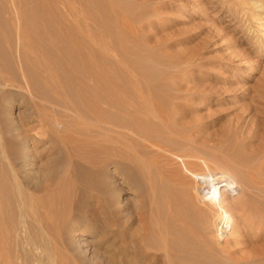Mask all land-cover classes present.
I'll return each mask as SVG.
<instances>
[{"label": "rangeland", "instance_id": "374dc122", "mask_svg": "<svg viewBox=\"0 0 264 264\" xmlns=\"http://www.w3.org/2000/svg\"><path fill=\"white\" fill-rule=\"evenodd\" d=\"M69 45L70 55L60 53ZM87 64L109 78L115 107L101 99L89 109L85 96L102 91L74 70ZM137 92L166 99L164 121L142 120L157 144L181 140L184 154L204 155L197 180L213 174L205 196L220 207L242 200L221 148L253 133V147L264 138V0H0V170L13 167L17 186L2 191L16 195L7 203L12 264H128L120 256L132 253L143 264H167L175 251L181 264H264L262 214L239 219V207L215 213L216 222L208 215L205 229L193 227L200 237L151 223L173 207L163 191L180 188L167 178L183 182L178 165L194 157L177 160L125 133L122 101L141 107ZM161 122L166 130L155 131ZM258 191L245 193L255 200L245 210L264 206Z\"/></svg>", "mask_w": 264, "mask_h": 264}, {"label": "bare ground", "instance_id": "6f19581e", "mask_svg": "<svg viewBox=\"0 0 264 264\" xmlns=\"http://www.w3.org/2000/svg\"><path fill=\"white\" fill-rule=\"evenodd\" d=\"M255 1H257V0H255ZM254 3H256V2H254ZM58 34L59 35L56 36L57 39L55 37V40L56 41L59 40L58 37H62L63 38L65 36V34L63 32L62 33H58ZM66 36H68V34ZM89 38L91 39V37H89ZM61 51L62 52H60V53H62V54L64 53V55L69 54L70 53L69 52L70 51V45L68 47L65 46ZM69 63H71V62H69ZM74 70L77 71V73L83 74V77L84 76H88L89 79L92 81L94 87L98 88L103 93L102 94V93H99L98 92V94H96L97 93L96 92L95 94L90 93V94H87L85 96V99H88V100H84V101H88L89 109L90 110L91 109H94V108L97 109L99 107V105H100V102L98 103V101H101V99H103L105 105H107L109 108H113V107L116 106V103L114 102V99H113V98H116V97L114 96L115 94L112 95V93L110 92V88H111L112 84L109 81V78L107 77V75L105 76L103 74H98L97 72H95L97 70L94 68V66H91L90 64L88 65V67H84L83 69H82V67H80V68H75ZM142 95L143 94H141L139 92L136 93L137 98L143 99V104H142L141 107H139V106L137 107V105L132 100H130V101L129 100H126L125 102L122 101V103H124V112H125V115L127 116V121H126V124H125V128L127 130L126 129H123V128H120V129H123L122 131H125L126 130L125 133H128L127 131H129V130L133 131L134 134H135V136L137 138H142L148 144V145L145 144L146 146H151V145L153 146L154 145L157 150H160L161 152H163L162 153L163 155H166V154L167 155H170L173 158L175 157V159H177V160H179L178 158L181 159V155L182 156H186L185 158H187V157H190V158L192 157L193 158L194 157L193 160L190 159L191 162H187V160H186V162L183 161V160H181V163L182 164L178 165V167L180 169H182V171H185V170L187 171V174L183 176V180L181 179L183 182H178L177 181L178 178L176 177V179H175L174 178L175 177L174 175L172 177H168L167 178V180H169L168 183L171 182L172 185L180 186V188L179 189L177 188L176 194L171 193V191H168V189H167V191H163L164 196L167 197V199L169 200L170 204L173 205V207L171 206L172 209L169 208V211L171 210V212L165 213L163 215H159V214L155 215L154 216L155 218H152L153 222H151V223H154L155 226L158 225L159 222L160 223L161 222L174 223L178 227H180L179 230H184L183 233L184 232H191V233L193 232V234H196L195 237L196 236L198 237L200 235V233H198L199 231L198 232L197 231L195 232L194 229H193V227H196L195 225H197V227H201V229H205L206 222H207V218H209L208 215H214L215 213H221L225 217L227 215H232V213L235 210H237L239 207H242L243 208L241 210L242 211L241 212L242 213V216H240L239 219H244L245 216H249V215L252 216L253 218L257 219V217H259L258 216L259 214L264 215V206L261 205L262 203L261 204L259 203L261 205V207H259V208H257L258 206L253 207V208L249 207V208H247V210H245V207H248L250 203H253V201H255L254 198L253 199L252 198L250 199V197H247L246 198V194L245 193L248 191L249 188L250 189H253L254 188V190L256 188V190L259 189L258 192H260V190H262V192H264V138L259 137L258 138V144L257 145L254 144L255 145L254 147L251 146V145H249V143L251 142V139H254V140L256 139V133L255 134L253 133L252 135L251 134L248 135L249 136V137L247 136L248 138L247 137L244 138L243 139V144L241 146H237L236 145V143H237L236 141L237 140L236 141L235 140H233V141L231 140L229 142V144H228L227 147H223L222 146L221 149H223L222 151H224L222 153V155L224 156L223 160H225V162L227 161L228 163H230L231 168H232L231 170H233V172L236 173L235 174V175H237V176H235L236 178L232 177V179L234 180V182L237 183V187H239L240 190L242 188V192H244V194H243L244 196H242V200H240V201H235L234 200L235 198L234 199L232 198L233 200L231 199L228 204H226L225 206L220 207V206H218L219 205L218 204V201L215 200V196L210 197V195H211L210 194L207 197V195L205 196V194H204V191L206 190L207 186L213 185V179H212L213 174H212V172H207V174L205 175V176L208 177V179L205 177L207 181H203L202 180L201 183H199L198 180H197V178H199V177L202 178V176L204 175V174L203 175L201 174L202 169L200 168V165L198 164V161H197L198 158H199L198 156L200 155V153L198 154L197 157L195 156V155H197V153L192 154L193 153L192 151H190V153L186 151L185 154H184V151L187 150L188 148H184V147L182 148V146L185 143L182 142L181 140H180V142H178L179 144L173 145V146L169 145L168 143H167L168 145L167 144H164L163 145V144L159 143V144L162 145L160 147V145L157 144L158 142L156 141V138L149 132V131L152 130V128L149 129L148 128V124H145L144 121H142L143 120V116H148V115H152V118L154 117V118L160 119L161 118V116H160L161 115L160 114V112H161L160 109H162L163 106L161 104H159V103L160 102L161 103H164V101L162 102L161 100H164L165 98L164 99H161L159 94H158L159 97L156 94L157 96H154V97H150L149 96L147 98L142 97ZM169 97L170 96H168V99H169ZM122 99H123V97H122ZM107 100H109V101H107ZM118 104L120 105V103H118ZM160 106H162V107H160ZM86 107H84V108H86ZM104 110L107 111L106 109H104ZM85 111L88 112V110H86V109H85ZM92 112H93V110H92ZM165 113L167 114V117L170 118V114L171 113L164 112L162 114V116ZM162 118H161V120H163ZM168 120H169L168 122H171L170 119H168ZM95 122H96V120H95ZM141 122L144 123V124H142ZM116 123L117 122H115L114 126L116 125ZM119 123L120 122H118V124ZM161 124L162 125H160V127L155 126L154 127V130L155 131H158L160 129H162L161 131L166 130L168 123L166 124V123H162L161 122ZM172 124H173V122H172ZM140 125H143V126H140ZM114 126H113V128H114ZM261 126H262L261 131L264 132V124H262ZM113 128L111 127V129H113ZM184 139L182 138V140H184ZM186 144H188V143H186ZM181 149H185V150L183 151ZM194 152H196V150ZM186 153H188V154H186ZM212 153H214V152H212ZM203 156L204 155H202L201 158ZM210 157L211 158H214L213 160L216 159L215 157H212V156H210ZM204 158H206V156ZM203 160L204 161H202V162L204 163L205 168H206V165L208 164V162L205 161V159H203ZM218 160H219V158H218ZM245 160H246V162L243 163V161H245ZM8 161H10V160H8ZM10 165L13 166L12 163ZM10 169H11L12 172H9V173H6V172L4 173V172H2V170H0V262H1V260L4 261L5 259H7L8 262L6 264H12V262L10 260L12 258V257H10V253H11L10 250H11L12 244H11V241H9L10 244H7V243H9L8 240H11L10 238H12V240H14L13 239L14 237H11V236L13 235V228L14 227H12V225H13L14 220H15L14 214H13V210L14 209L13 208H10L11 206L8 207V204L15 200L16 195L15 194L5 195V194H3L2 191H4V190L8 191V190L17 189V186L14 185L16 183L13 184V182H12L15 179V177H16L15 170H14L13 167L10 168ZM160 169H162V168H160ZM160 169H159V171H161ZM178 172L180 173V171H178ZM161 173H163V172H161ZM221 173H222V171H221ZM223 175L224 174H221L216 180H218V182H219L220 179L223 177ZM226 176L224 175V177H226ZM228 177H230V176H228ZM8 178L11 179V180H9ZM184 178L186 179V181L184 180ZM181 180H179V181H181ZM216 180H214V181H216ZM232 184H233V182H232ZM211 189H213V188H211ZM239 193H240V191H239ZM212 194H214V193H212ZM178 197L180 199L183 198L184 199V202L183 203H181V202L178 203V201L175 200ZM240 198H241V196H240ZM167 207H169V206H167ZM178 207H180L179 209H181V211L178 210ZM29 208H32V207L29 206ZM239 209H241V208H239ZM34 213H32V214H34ZM217 215L216 216L214 215V216L210 217L209 220H211L213 222H216L218 220ZM154 219L156 221H154ZM156 229H158V228H156ZM196 229L197 228H195V230ZM142 230L145 231L144 229H142ZM155 231H157V230H155ZM178 232H181V231H178ZM153 233H155V232H153ZM140 234L142 235V233H140ZM195 239H198V238H195ZM12 243H14V241H12ZM190 244H191L190 240H184V241H182V243H180V245L182 247H186V248ZM178 253H179V251H175V252H171L168 255H166L167 264H181L180 263L181 261L179 262V260L178 261H174L173 260V257L175 255H177ZM133 256H134V253H132L131 256H124V257L120 256V259H121L120 261L123 262V263H128V264L129 263H132V264H143L144 263L141 260V258L139 259L138 256H135V257H133ZM158 256L156 255L155 257H158ZM168 258H172V260H168ZM111 259L113 261L116 260V256L114 255V253H113V255L111 253ZM114 264H116V263H114Z\"/></svg>", "mask_w": 264, "mask_h": 264}]
</instances>
